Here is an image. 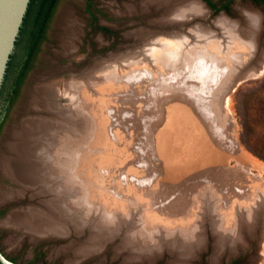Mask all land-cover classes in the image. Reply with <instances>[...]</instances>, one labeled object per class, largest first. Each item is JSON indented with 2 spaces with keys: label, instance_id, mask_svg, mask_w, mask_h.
I'll return each instance as SVG.
<instances>
[{
  "label": "rangeland",
  "instance_id": "rangeland-1",
  "mask_svg": "<svg viewBox=\"0 0 264 264\" xmlns=\"http://www.w3.org/2000/svg\"><path fill=\"white\" fill-rule=\"evenodd\" d=\"M153 3L152 0L57 1L45 29L44 38L40 41L24 79L18 87V92L14 95L0 125V149L4 147V140L10 127L32 114H37L40 107L35 104L36 107L29 108L31 101L26 99V93L39 84L37 81L42 83L44 80L43 83L51 81L57 83L59 101L57 103L61 104L66 112L69 107L68 98L65 100L66 81L75 78L83 81L82 78L87 76L88 85L84 94L94 100V106L104 103L103 123L108 136L103 142L95 141L94 147L89 151L92 161L88 168L85 169L82 162L70 166L73 171L70 168L69 176L73 178L74 183L70 188L62 187L60 199L70 198L77 204L74 209L66 213L61 212L60 217L55 215L64 222L63 230L60 231L54 227H47L48 229L39 227V230H36L32 226L28 228L23 224H16L17 227L15 223L9 225L7 221L13 212L37 207V210L42 208L44 209H41L42 212L48 213L49 209L43 202L55 196L54 192L38 193L42 183L36 186L27 185L0 171V191L4 192L2 196L0 194V248L8 258L20 264H172L177 259V252L190 251L193 254L190 256L189 264H231L235 259V264H264V235H262L264 231V70L251 71L234 85L232 82L240 68L238 71L229 70L228 75L223 71L216 80L212 81L202 113H207L218 134L215 135L207 129V134L213 135L211 137L213 144L200 146L192 157V160L196 161V158L198 160L194 163L188 158L189 160L184 159L183 163L171 165L158 156L156 158L153 153H148L147 149L144 150L146 147L139 145L135 147L136 141L138 143L140 138L149 135V131H145L144 127H140L137 130L138 134L136 133L140 117L147 116L149 105L154 107L151 103L148 105L149 101L143 103L149 88H152L148 78L138 81L141 82L142 88L138 91L139 94L133 105H129V100L124 103L121 99L122 97L129 99L132 91L130 86H127L129 82L125 81L132 74L129 73L131 65L122 62L128 59L129 54H135L137 51V56L135 54L134 57H138L135 59H138L141 68L149 71L153 80H159V76L164 74L165 70L162 69V65L159 67L156 65L157 69L155 68V63L150 56H147L146 49L147 46L152 45L155 36L183 32L191 36L190 42H194L196 36L189 33L191 27L199 23L212 26L221 13L234 19L240 18L241 5L237 7L233 5L229 11L223 9L213 11L206 5L208 11L202 15L189 16V19H186L187 25L163 28L154 32L151 31L154 29H151L150 20L152 17L162 18V16L156 13ZM257 8L263 12L264 24V9ZM72 16L78 21L75 28L68 26ZM146 29L150 33L146 32ZM67 30L70 34L80 35L71 49L64 39ZM142 31L146 33L141 35L142 38L135 36ZM261 40L263 41L262 44L260 43L261 49L259 48L252 60L249 59L252 61L250 62L252 66L262 63L260 59L264 54V31ZM144 55L147 58L144 59ZM114 62H119V66H114ZM141 68L137 70L144 72ZM111 69H114L112 72L116 71L114 75H106V71ZM93 80L98 83H92ZM165 81L170 82L167 77ZM180 88L181 90L176 91L174 95L176 97L167 94V99L164 98L163 102L166 105L169 103L170 106L167 107H171L172 98V102H177L180 100L178 97L184 94L185 98L182 96L181 100H186L179 102H183L185 107L190 108V113H193L195 110L193 92L187 86ZM73 91L74 89L71 91L72 94ZM184 101L187 103L185 104ZM78 106L79 101L76 103L77 108ZM84 111L80 113L81 115L72 116L75 121L72 120L73 118L66 119L65 115H59L54 122L58 121L59 126H65V123L71 124L72 131L78 136L83 135L85 129L81 126V119H89L93 116L89 110ZM157 112L160 114L159 110ZM125 114H127L126 120ZM191 116L196 120L194 113ZM152 122L155 123V120ZM201 123L205 128L204 123L201 121L199 124ZM94 124L95 122L93 126ZM118 130H124L130 134L127 136L131 137L127 146L121 148L120 155L116 154L113 146L115 142L117 144ZM216 136L218 139L216 138L215 142ZM198 140L199 136L196 137V142ZM82 146V143L77 145V150L80 151ZM177 148L183 150L178 151ZM239 149L249 158L257 161L261 168L253 167L242 157L243 155L240 156ZM176 151L177 154L187 153L180 144L176 146ZM157 153L162 155L161 151ZM199 153L201 155L198 156ZM176 165L178 168L175 167ZM208 165L221 170L220 176L224 183L208 175L209 172L206 171ZM156 166L157 170L160 168L159 171L156 170ZM112 169L114 171H110ZM165 169L169 170L166 172ZM178 173L180 174L176 175ZM66 174L64 176L61 173L58 180L52 183L65 184L68 182ZM21 189L24 191L23 195ZM9 190L15 192L20 190L21 195L8 196L5 192ZM32 191H35L36 196ZM227 196L229 199L225 201L224 197ZM221 205L226 206V212L222 210ZM251 212L254 213L251 217L253 223L245 226L244 223L247 221L245 213ZM55 223L59 221L55 220ZM234 224L237 225L236 228L239 227L240 233L235 237L229 235L235 230L232 229ZM191 232L201 240H192L193 243L185 241L184 237ZM223 235L229 239L226 243L221 242ZM137 238L145 241L142 244ZM147 249H152V252L156 250V254L141 253ZM219 250L224 252L220 253ZM137 253H141L142 258L134 255ZM217 253L220 254L215 261L214 257ZM128 255H131V258Z\"/></svg>",
  "mask_w": 264,
  "mask_h": 264
},
{
  "label": "bare ground",
  "instance_id": "bare-ground-1",
  "mask_svg": "<svg viewBox=\"0 0 264 264\" xmlns=\"http://www.w3.org/2000/svg\"><path fill=\"white\" fill-rule=\"evenodd\" d=\"M152 1L154 2L153 3L154 10L157 11L156 13L158 14L160 13L159 14L160 17L162 16V18H159L157 16H156L157 18L156 17L151 18L150 20L151 29H154L151 31H154V32L163 30V28H169V27L175 28V27L187 25L186 19H189L188 18L189 16H193V15L195 16V14L202 15V14H205V11H206V6L201 2V0H152ZM241 10L240 12L242 16L240 18L234 19L232 17H229L221 13L219 14V17L214 20L212 26L199 23V25L196 24V26L191 27V31L189 33H193L194 37L196 36V41L194 42H190L191 36L186 35L183 32H180V33L170 32L169 34H166V35L163 34L160 36H155L154 40L152 39L153 40V42H151L152 45L150 44L149 46H147L148 48L146 47L148 51V54L147 53L146 54L147 56H150L152 58V61L155 63L156 69H157L156 65H158V67L162 65V69L165 70V73L159 76L158 78L159 80H153L151 78V73H149V71H144L141 68V66L139 65L140 62L138 61V59H135V58H138L136 57L137 51L135 52L136 54L135 57H134L135 54L131 53L128 55L129 57L127 56L128 59L122 61L128 65H131L130 67L131 70L129 73H132L130 76L127 75L128 77L125 80L129 82L127 86H130L132 91H131V95L129 99L126 97L121 98L124 103H126L127 100H129L128 103L131 106L136 101L137 95L139 94L138 91L142 88L140 86L141 82H138V81H141L144 78H148V83L150 84V87H152V88H149V92L144 98L143 103L149 101L148 105L149 103L153 104L154 107H151L149 105L148 107L149 110L147 109L149 112L152 111L153 113L151 114V112L150 113L148 112V114H146L147 115L146 117L144 118L140 117L139 119L140 124L138 128L136 129V133L138 134L137 130L140 127H144L145 131L146 130L149 131V135H147L146 138H143V139L140 138V141H138V143L136 141V143L134 144L135 147H138V145L140 147L142 146L143 148L146 147L144 150L147 149V152L153 153L154 156L156 155V158L158 156L163 161L171 163V165L173 164L178 165V163H183L182 161L184 159L191 158L192 160V157H194L195 151L200 146H205V145L207 146V145L213 144L212 143L213 139L211 138L213 135L210 136L209 134H207V132L210 130L215 135H217L218 133L215 130L216 128H214V126L211 124L207 113H202V109L205 106V102H206V95L210 87L212 86V81L216 80L218 75L223 71L227 74L229 70L236 69L235 71H238L240 68L234 81L232 82V85H234L236 81H239V79L245 77L246 75H249L248 73H250L251 71H255V72L262 71L263 72L264 70V54H262L263 56L260 59V61L262 62L261 64L252 66L251 64L252 61H249V59H251L256 53H258L257 51L260 48V43L262 44L263 42L261 40L263 31H264L263 13L258 9L248 8V7L246 8L241 7ZM73 17L74 16H72L71 21L68 22V26L69 27L74 26L75 28V26L78 25L77 24L78 21L77 19H74ZM79 29L81 30L82 28H79ZM141 30H145V29H141ZM147 31L148 30L146 29V32ZM68 32H66L67 36L65 33V36H64L65 38L63 36L62 37L65 39V43L67 44V46L71 49L73 47V44L77 42L75 40L78 37H80V35L77 33L70 34V32L69 33ZM143 33L144 35L146 34L145 31L144 32L142 31V32H138V35L136 34L135 36L141 37ZM148 33L150 32L148 31ZM220 41H225V42L220 44L219 43ZM259 53L261 52L259 51ZM145 58H147L146 55H144V59ZM116 63L113 65L119 66V62L117 64ZM132 65L136 67L133 68ZM104 66L106 67V65ZM107 68H110V67H107ZM139 68H141L144 72L138 71L137 69ZM124 69L125 71H127L126 67H124ZM113 70L112 69L107 70L106 75L113 76L114 72H116V71L112 72ZM166 74H168V76H166ZM86 77L84 76L82 78L83 81H81V79H76V78L73 80L69 79L68 81H66V96H65L66 99L65 100H67L68 98V101H69V105H68L69 107L67 108L66 112H65V108L61 106V104L57 103L59 101L57 98L58 91L56 89V85H57L56 82L51 81V82L43 83L45 81L44 80L41 83L37 81V83L39 84L36 83L37 85L32 90L26 93V99H29L31 101L29 108L33 107L36 104V106L38 105L40 109L38 110L36 115L32 114V116H28L24 118L20 123L8 129L7 134H6L7 136L4 140V147L0 149V171L4 174L9 175L12 179L15 178L19 180V182L27 184V185L29 184L31 186H36L37 184L42 183L43 185L40 187V190H38L37 192L41 194H44V193L46 194L47 192L49 193L54 192L53 194L55 197L49 200H44L43 202L46 205V207H48L49 209L48 213H46L45 211L42 212L41 211L42 208H40V210H37L36 209L37 207H35L34 209L31 207L30 210L28 208V210H25L22 212L21 211L19 212L17 210L18 212H13V214L8 218L7 222L9 223V225L12 223H15L14 224L15 227H17L16 224H23V225L28 226V228L32 226L36 230H39V227H44L45 229H48L47 227H50V228L54 227V228H58L56 229L57 231L58 230L60 231V230H63L62 223L64 222L56 218L55 215L60 217L62 215L61 212L65 211L66 213L74 209V206H76L77 203L70 198H65L63 200L60 199L62 187L63 189L64 187L67 189V188H70L74 183L73 178L69 176V174H71L70 168L72 169V167L70 166H72V164L82 162L85 169L88 168V166L91 164L90 161H92L91 160L92 156L89 155L90 149L94 147L95 141L103 142L104 138L105 137L107 138L108 136V132L104 128L105 125L103 123V113L104 112L102 109L103 108L102 105L104 103L98 102L100 104L94 106V102H93L94 100H92L89 96H86L84 94L86 93L85 88L88 85V80ZM165 77L169 78L170 80L169 83L165 81ZM177 81H179L180 83ZM92 83H98V82L93 80ZM186 86L189 87V89L193 92V100H195L193 103H195V106H194L195 110L193 109L192 110L194 111L193 113L196 116V120L194 116L192 118L191 114L193 115V113H190L191 112L190 108L189 107L187 108V106L185 107L183 105V102L182 103L179 102L181 100V97L184 94H182V96L180 95L179 97L177 96L180 99L177 102L176 101L172 102L173 98H172V101L169 100L172 103L171 107H167V106H170L169 103L168 105H166L163 102L167 94L174 96L176 91L178 92V90L179 91L181 90L180 87L185 88ZM72 89H74L73 94L71 92ZM183 100H186V99H183ZM77 101H79L78 108L76 107ZM186 103L187 102H185V104ZM84 110H89L93 116H90L89 119H85V118L81 119L82 121L81 126L85 129V132L83 131L84 132L83 135L78 136L75 131H72L71 124L65 123V126H59L58 121L54 122L56 119L59 118V115L61 116L65 115V118L69 120V118L70 119L73 118L72 116L74 114L81 115L80 113L85 112ZM156 110L157 111L159 110L160 114H158ZM154 112L155 113L157 112V114H154ZM126 116L127 114H125V120H126ZM72 120H74V118ZM153 120H155V123L152 122ZM201 121L204 123L205 128H203L202 123H201L202 126L201 124H199ZM93 122H95L94 124L95 126H93ZM131 128H133V126ZM93 130L94 132H92ZM127 134L128 133L124 132V130L123 131L118 130V133H116L117 144L115 142L113 146H114V149L116 150V154L118 155H120L119 153L122 150L121 148L122 147L124 148V146H127V142L131 139V137L127 136ZM137 134H135V137H137L136 136ZM206 134L208 135V137H210L209 138L210 140L208 139ZM197 136H199L198 142H196ZM220 136L222 137V134ZM133 138L132 140H134ZM216 138L217 136L214 138L215 142L218 139ZM218 141L219 142L221 141L220 137ZM81 143L83 146L81 150L78 151L77 145H81ZM178 144L183 146L184 151L187 152L185 155H184V152L183 154L181 152L177 154L176 146ZM220 144H223V143H220ZM217 145L218 144H216V146ZM237 147L238 146H236V148ZM178 149L179 148H177V150ZM180 150H183V149H180ZM239 150L238 152L236 151L237 154L239 153ZM157 151L158 152L161 151L162 155H159ZM200 153L198 154V156L201 155ZM180 154H182V156H180ZM240 154L239 155L240 156L243 155L242 157H244L246 161L250 162V164L253 167L261 168V165L257 161L249 158L245 153H242L241 150H240ZM192 161L193 162L191 163H194L195 160H192ZM196 161H198L197 158H196ZM199 161H200V158H199ZM215 164L216 163L214 162V165ZM220 164H221V161H220ZM95 165L97 166V164ZM171 165H167V166L171 167ZM177 165L175 167L178 168ZM206 168H208L206 169V171L209 172L208 175H211L212 177L217 178L221 183H224L223 178L220 176L222 175L220 173L221 170L218 167L216 169L214 167L212 168V165L211 166L208 165V167ZM75 169L76 168L74 167V170ZM159 169L160 168H158L157 170V166H156V170L159 171ZM168 170L169 169H167L166 172ZM110 171H114V170L112 169ZM61 173L64 176L67 173L66 175H67L68 182H66L65 184L64 183L60 184L57 182L52 183L54 180L56 179L58 180V177H60ZM203 173L205 174V171ZM179 174L180 173L176 175H179ZM187 174L189 175L188 172ZM168 176H169V173H168ZM21 192L23 195L24 191H22V189H21ZM21 192L20 190L17 192H15L14 190H9V191H6L5 193L8 196L13 197V196H16L17 194L21 195ZM3 193L4 192L0 191L1 196ZM33 195L36 196L35 191L33 192ZM224 199L226 201V199H229V197L228 196L224 197ZM224 205H221V208L222 210H224V212H226L225 210L227 209H226V206ZM46 207H45V210L47 209ZM253 214H254L253 212L245 213L246 218H247V221H245L246 223H244L245 226H247V224L251 225L253 223V221H251V217H253ZM243 217L241 218L244 220ZM54 219L58 220L59 223H55ZM244 224H243V227H244ZM232 226L233 225H230V227ZM236 226L237 225L234 224L232 229L235 228V230H233L229 235H232L235 237L236 234L238 235L240 234L238 230L239 227L236 228ZM240 226L242 227V224ZM218 228H219V225L217 223V229ZM45 229H44V232H46ZM53 230L54 229H52V231ZM137 234L139 235V233ZM137 234H135V236H137ZM262 235H264V231ZM225 237L226 236L223 235V237L221 238L222 243H226L229 240ZM144 238L147 239L146 237ZM184 239H186L185 241H188V242L192 240L193 241L201 240L195 237V235H192V232L186 235ZM138 241L142 242L143 244V241L145 240L139 239ZM218 241L220 242L219 239ZM193 248L195 249V247ZM193 248H191L192 252H194ZM142 252H145V253H142ZM155 252L154 250L152 252V249L141 251V253L144 255L145 254L149 255L152 253L156 254ZM190 253H191L190 251L177 252V259H175L172 264H189V261H191L190 256H192L193 254V253L191 254ZM220 253H217V255L215 254L216 255L214 257L215 261H217ZM140 254L137 253L134 255L135 256L138 255L137 257L140 256L142 258ZM128 256H130L131 258V255H128Z\"/></svg>",
  "mask_w": 264,
  "mask_h": 264
},
{
  "label": "trees",
  "instance_id": "trees-1",
  "mask_svg": "<svg viewBox=\"0 0 264 264\" xmlns=\"http://www.w3.org/2000/svg\"><path fill=\"white\" fill-rule=\"evenodd\" d=\"M57 1L30 0L0 88V102L11 99L22 83L39 43L44 38L45 28Z\"/></svg>",
  "mask_w": 264,
  "mask_h": 264
},
{
  "label": "water",
  "instance_id": "water-1",
  "mask_svg": "<svg viewBox=\"0 0 264 264\" xmlns=\"http://www.w3.org/2000/svg\"><path fill=\"white\" fill-rule=\"evenodd\" d=\"M30 0H0V88ZM224 12V11H223ZM0 264H20L0 248Z\"/></svg>",
  "mask_w": 264,
  "mask_h": 264
},
{
  "label": "flooded vegetation",
  "instance_id": "flooded-vegetation-1",
  "mask_svg": "<svg viewBox=\"0 0 264 264\" xmlns=\"http://www.w3.org/2000/svg\"><path fill=\"white\" fill-rule=\"evenodd\" d=\"M201 2L205 6L206 5L209 6L213 11H219L222 9L225 11H229L233 5L236 7L241 5L240 7H249V8H254V9H258L257 7H259V8L264 9V0H201ZM44 34H45V31H44ZM17 92H18V88H17V91L12 94L11 99H8V100L3 99L0 102V125L3 121L4 115L6 114L10 106V103L12 102L14 98V95ZM235 262H236V259L234 261H231V264H235Z\"/></svg>",
  "mask_w": 264,
  "mask_h": 264
}]
</instances>
